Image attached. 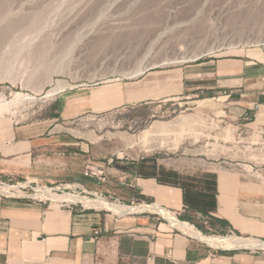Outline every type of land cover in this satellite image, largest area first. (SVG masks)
Here are the masks:
<instances>
[{"label": "rangeland", "instance_id": "obj_1", "mask_svg": "<svg viewBox=\"0 0 264 264\" xmlns=\"http://www.w3.org/2000/svg\"><path fill=\"white\" fill-rule=\"evenodd\" d=\"M8 1L11 15L3 20V11H0V109L3 110L0 111V144L10 138L17 126L30 121L33 115L49 105L50 99L57 92L133 77L126 74L131 68L137 64L143 66L161 58L175 56L172 51L177 44L182 46V52L188 54L189 58L198 52L202 53L195 60L186 58L182 62L172 61L148 68H169L223 54H236L242 50L264 52V0ZM130 2L132 7L128 4ZM216 6L221 7L220 14L215 12ZM22 10L24 12L19 13ZM35 14L39 16L36 21L38 25L36 22L32 25L30 20ZM21 17L28 19L23 21ZM10 18H20V22L16 27L6 30L4 21ZM102 18L105 21H101ZM208 18L211 20L208 21ZM9 22L12 25L13 21ZM209 45L211 48L207 49ZM54 87L60 89L46 95ZM16 93L20 95L14 99ZM253 106L245 109L236 96L204 91L176 101L115 108L100 114L86 113L57 125L56 130L66 131L83 143L85 151L79 145L76 154L70 152L75 161L72 169L78 170L79 175L84 174L79 171L89 173L91 169L97 170L96 166L104 168L115 165L122 168L145 159L147 167L155 163L162 170L167 169V180L172 182L197 186L212 182L213 185L222 171L264 182V125L257 118V106ZM183 114H192L201 120L195 124V138L183 135L182 139L181 131L176 129L164 136L166 146L148 150L139 144L127 146L121 136L115 135H137L155 120L170 121ZM207 149L210 151L205 152ZM18 182L22 180L15 177L0 178V184L13 185ZM60 182H26L25 186L4 194L42 202L45 199L32 195L39 191L37 188L41 185L50 187L70 184L72 187L64 191H79L74 179ZM85 183L94 186L95 182ZM46 202L56 203L53 200ZM75 205L82 207L80 203ZM160 220L164 221L161 217ZM189 224L205 235L242 236L236 232L209 230L192 222ZM252 250L264 251L262 248Z\"/></svg>", "mask_w": 264, "mask_h": 264}, {"label": "crops", "instance_id": "obj_2", "mask_svg": "<svg viewBox=\"0 0 264 264\" xmlns=\"http://www.w3.org/2000/svg\"><path fill=\"white\" fill-rule=\"evenodd\" d=\"M159 67L54 94L49 105L0 144V178L46 184L74 179L78 187L115 200L111 202L158 205L209 230L264 240L262 181L222 171L213 185L172 182L167 180V169L155 163L147 167L145 159L122 168L96 166L104 179L85 170L79 171L82 175L73 171L70 152L76 154L79 145L85 148L56 127L86 113L176 101L210 91L236 96L245 109L256 105L257 118L264 125V52L242 50ZM4 195L0 194V264H264V251L252 250L258 247L211 246L173 227L158 210L115 211L80 201L72 203L82 207L60 206Z\"/></svg>", "mask_w": 264, "mask_h": 264}, {"label": "bare ground", "instance_id": "obj_3", "mask_svg": "<svg viewBox=\"0 0 264 264\" xmlns=\"http://www.w3.org/2000/svg\"><path fill=\"white\" fill-rule=\"evenodd\" d=\"M12 1V0H11ZM26 1V0H25ZM51 2V0H49ZM54 1V0H53ZM124 1V0H123ZM136 1V0H135ZM246 1V0H245ZM8 0H0V11H3V20H6L7 17H9V14L11 15V9L9 8L8 5ZM28 2V1H27ZM40 2V1H39ZM65 2V1H64ZM125 2V1H124ZM252 2V1H251ZM26 3V2H25ZM24 3V4H25ZM44 3V2H43ZM106 3V2H105ZM243 3V2H242ZM248 3V2H247ZM27 4V3H26ZM38 4V3H37ZM61 4V3H60ZM81 4V3H80ZM113 4V3H112ZM131 6V2L128 3ZM161 4V3H159ZM254 4V3H253ZM262 3L258 4L261 5ZM11 5V4H10ZM105 5V4H104ZM107 5V4H106ZM126 5V4H125ZM155 5V3H154ZM218 5V4H217ZM225 5V4H224ZM31 6V5H28ZM75 6V5H74ZM118 6V5H117ZM127 6V5H126ZM125 6V7H126ZM129 6V7H130ZM219 6V5H218ZM221 6V5H220ZM226 6V5H225ZM11 7V6H10ZM21 7V6H20ZM26 7V6H25ZM37 7V6H36ZM43 7V5H42ZM73 7V6H72ZM107 7V6H106ZM132 7V6H131ZM135 7V6H134ZM133 7V8H134ZM217 7V6H216ZM223 7V6H222ZM249 7V6H248ZM254 7V6H252ZM76 8V7H75ZM100 8V7H99ZM121 8V6L119 7ZM22 9V7H21ZM36 9V8H35ZM43 9V8H42ZM88 9V8H87ZM86 9V10H87ZM97 9V8H96ZM220 9L221 7H217L215 8V12L217 14H220ZM262 9V8H260ZM37 10V9H36ZM67 10V9H66ZM82 10V9H81ZM89 10V9H88ZM19 11V10H18ZM17 11V13H18ZM39 11V10H38ZM37 11V13H38ZM69 11V10H68ZM67 11V12H68ZM195 11V10H194ZM213 11V10H212ZM227 11V10H226ZM22 12H24L23 10L19 13L22 14ZM32 12V11H31ZM40 12V11H39ZM42 12V11H41ZM46 12V11H45ZM199 12V11H198ZM196 12V13H198ZM15 13V12H13ZM12 13V14H13ZM28 13V12H27ZM72 13V12H71ZM74 13H78V12H74ZM195 13V14H196ZM204 13V12H203ZM1 14V13H0ZM16 14V13H15ZM24 14V13H23ZM50 14V12H49ZM47 14V16L49 15ZM82 15V13H80ZM93 14V13H92ZM19 15V14H18ZM43 15H45L44 11H43ZM75 15V14H74ZM201 15V14H200ZM42 16V15H40ZM68 16V15H67ZM76 16V15H75ZM84 16V15H83ZM82 16V17H83ZM89 16V15H88ZM99 16V15H98ZM216 16V15H215ZM1 17V16H0ZM22 17H24L22 15ZM21 17V18H22ZM38 14L33 15L32 17H30L31 19V23L38 25L37 18H38ZM100 17V16H99ZM192 17V16H191ZM208 17V16H207ZM261 17V16H260ZM26 18V17H25ZM24 18V19H25ZM20 19V18H19ZM19 19L18 20H13V19H9L7 20V22L4 21L5 25V29L8 30L7 28L9 27H16V25H19ZM23 19V18H22ZM21 19V22H22ZM23 19V21L25 20ZM40 19V18H39ZM38 19V20H39ZM50 19V18H49ZM76 19V18H75ZM104 18H102L101 21H105L103 20ZM111 19V18H109ZM202 19V18H201ZM205 19V18H204ZM2 20V19H1ZM0 20V22H1ZM30 20L28 23H30ZM47 20V19H46ZM69 20V19H68ZM84 21V19H82ZM188 20V19H187ZM211 20L208 18V21ZM9 21H13L12 25L11 22ZM40 21V20H39ZM66 21V20H65ZM70 21V20H69ZM95 21V20H94ZM185 21V20H184ZM202 21V20H201ZM36 22V23H35ZM72 21H70L71 23ZM124 22V21H123ZM196 22V21H194ZM213 22V21H212ZM25 23V22H23ZM27 23V21H26ZM46 23V22H45ZM100 23V22H98ZM197 23V22H196ZM202 23V22H201ZM204 23V22H203ZM236 23V22H235ZM3 24V22H2ZM22 24V23H20ZM256 24V23H255ZM3 25V26H4ZM15 25V26H14ZM24 25V24H22ZM31 25V24H30ZM35 25V26H37ZM80 25V24H79ZM111 25V24H110ZM124 25V23H123ZM203 25V24H202ZM206 25V24H205ZM228 25V24H226ZM262 25V24H261ZM28 26V25H27ZM33 26V28L35 27ZM75 26V25H74ZM77 26V25H76ZM85 26V25H84ZM97 26V25H96ZM117 26V25H116ZM204 26V25H203ZM207 26V25H206ZM212 26V25H211ZM231 26V25H230ZM239 26V25H238ZM252 26V25H251ZM260 26V25H259ZM24 27V26H23ZM30 27V26H29ZM28 27V28H29ZM32 27V26H31ZM42 27V26H40ZM78 27V26H77ZM109 27V26H108ZM111 27V26H110ZM119 27V25H118ZM121 27V26H120ZM27 28V29H28ZM76 28V27H75ZM101 28V27H100ZM113 29V27H111ZM176 28V27H175ZM174 28V29H175ZM180 28V27H178ZM16 29V28H15ZM14 29V30H15ZM32 29V28H30ZM77 30V29H76ZM114 30V29H113ZM2 31V30H1ZM16 31V30H15ZM21 31V30H20ZM23 31V29H22ZM208 31V29H207ZM3 32V31H2ZM14 32V31H13ZM17 32V31H16ZM180 32V31H179ZM196 32V31H195ZM202 32V29H201ZM211 32V31H210ZM6 33V32H3ZM3 33H1V35H3ZM108 33V32H107ZM113 33V31H112ZM111 33V35H112ZM181 33V32H180ZM68 34V31H67ZM114 34V33H113ZM183 34V33H182ZM206 33L204 32V35ZM208 34V33H207ZM46 35V34H45ZM74 35V34H72ZM209 35V34H208ZM207 38L211 35L208 36ZM264 35V34H263ZM163 36V35H162ZM46 37V36H45ZM99 37V36H98ZM102 37V36H101ZM167 37V36H166ZM197 37V36H196ZM203 37V36H202ZM206 37V36H205ZM97 38V37H96ZM118 38V37H117ZM207 38H205L204 40H206ZM261 38V37H260ZM99 39V38H98ZM194 39V38H193ZM193 39H191L189 42H191ZM90 40V39H89ZM96 40V39H95ZM162 40V39H161ZM263 40V39H262ZM91 41V40H90ZM184 41V40H183ZM209 41V40H208ZM79 42V41H78ZM99 42V41H98ZM167 42V41H166ZM176 42V41H175ZM164 43V42H163ZM174 43V42H173ZM172 43V44H173ZM212 44V43H211ZM159 45V44H158ZM46 46V45H45ZM139 46V45H137ZM174 46V44H173ZM178 46V47H177ZM177 46H174V50L172 52H174L175 56L172 57H166V58H161L157 61H153V62H149L148 64H144L143 66L141 65H135L133 68L130 69L129 72H127V75L130 76H136L141 74L146 68H148V66H157L159 64H164V63H168V62H182L187 60L186 58H188V60H195L202 52H198L192 56H188V54H185V52H182V46L179 47V44H177ZM62 47V46H61ZM162 47V46H161ZM166 47V46H165ZM214 46H212V51ZM216 47V46H215ZM68 48V47H67ZM169 48V47H168ZM207 49L211 48L210 45L208 47H206ZM46 49V48H45ZM206 50V49H205ZM42 51V50H41ZM45 51V50H44ZM42 51V52H44ZM130 57V56H129ZM133 57V56H132ZM131 58V57H130ZM39 59V58H38ZM132 59V58H131ZM40 61V60H39ZM45 61V60H44ZM133 61V59H132ZM141 63V62H140ZM39 64V63H38ZM50 70V69H49ZM47 71V70H46ZM45 73V72H44ZM46 75V74H45ZM44 75V76H45ZM49 75V74H48ZM38 82V81H36ZM40 82V81H39ZM38 85V84H37ZM67 86V84H65ZM61 86V85H60ZM62 87V86H61ZM55 89H50L48 90L46 95H50L52 94L54 91H56L59 87H54ZM65 88V87H64ZM60 89V88H59ZM57 92V91H56ZM20 94L16 93L14 96V99L18 98ZM13 99V100H14ZM17 101V100H16ZM20 102V100L18 101ZM17 102V103H18ZM16 103V102H14ZM2 106V105H1ZM1 108V107H0ZM1 111V109H0ZM3 111V110H2ZM1 111V112H2ZM0 112V114H1ZM199 121H201L200 119L198 120L196 118V116L192 115V114H186V115H178L177 117H175L174 119L170 120V121H159V120H155L154 122H152L147 128L143 129L139 134L137 135H124L123 133H116L115 135L121 136L122 139H124V141L126 142L127 146L133 145V144H139L142 147L149 149L155 148V147H164L165 145V135L169 134L170 132H172L173 130H180L181 134H182V139H183V135L185 137L189 136V137H194L197 132L194 130L195 128V124L198 123ZM199 130V129H196ZM230 130V129H229ZM228 130V132H229ZM232 131V130H231ZM230 131V133H231ZM229 134V133H227ZM112 136V135H109ZM165 136V137H164ZM188 137V138H189ZM195 138V137H194ZM208 145V144H207ZM215 147V146H214ZM210 149V148H209ZM210 150H206L205 152H209ZM216 152V151H215ZM221 154V153H220ZM26 182H18L17 184H0V192L6 193V192H10L13 189L20 188L25 186ZM74 185V184H73ZM76 186H80L79 184H76ZM72 187V185L70 184H64L63 187L60 186H46V185H41L38 186L37 189H39V191L32 193L33 196H38L42 199H51V200H55V201H66V202H76V201H80L82 202L84 205L87 206H95V207H105V208H110L113 209L115 211H123V210H141V209H150V210H158L162 215H164L170 222V224L173 227H176L180 230H182L183 232H186L192 236H195L196 238L208 243L211 246L214 247H218V248H241V247H258V248H264V240H257V239H252L251 237H244V236H238L236 234H232V235H205L203 234L200 230L196 229L195 227H193L192 225H190L187 222L181 221L179 220L175 215H173L172 213H170V211L168 212L167 210L165 211L164 209H162L161 207H159L158 205H147V204H141V205H135V206H128L127 204H121V203H117V202H111L109 200H107L105 197H103L102 195L97 194L96 196H92L90 197L89 195H80L77 192H70V191H64L68 188ZM34 187V191H35ZM22 192V191H21ZM26 196V195H25ZM94 197V198H93Z\"/></svg>", "mask_w": 264, "mask_h": 264}, {"label": "built area", "instance_id": "obj_4", "mask_svg": "<svg viewBox=\"0 0 264 264\" xmlns=\"http://www.w3.org/2000/svg\"><path fill=\"white\" fill-rule=\"evenodd\" d=\"M254 108V106L252 107ZM91 173H93L94 175L96 176H99L100 178L104 179V175H103V171L100 170V169H97V170H93L91 169L90 170ZM4 184V183H3ZM60 187H63L64 184H60L58 185ZM79 189V193L81 194H85V195H89V196H96L97 193L96 192H90V191H87L86 189L82 188V187H77ZM70 189V188H68ZM100 195V194H99ZM4 196H8V195H4ZM20 196V195H19ZM31 197V196H30ZM49 200V199H45V200H41L42 203H46L48 204L46 201ZM57 205H60V206H70V205H75V203H72V202H66V201H55Z\"/></svg>", "mask_w": 264, "mask_h": 264}, {"label": "trees", "instance_id": "obj_5", "mask_svg": "<svg viewBox=\"0 0 264 264\" xmlns=\"http://www.w3.org/2000/svg\"><path fill=\"white\" fill-rule=\"evenodd\" d=\"M217 222V221H216Z\"/></svg>", "mask_w": 264, "mask_h": 264}, {"label": "water", "instance_id": "obj_6", "mask_svg": "<svg viewBox=\"0 0 264 264\" xmlns=\"http://www.w3.org/2000/svg\"><path fill=\"white\" fill-rule=\"evenodd\" d=\"M233 249V248H232Z\"/></svg>", "mask_w": 264, "mask_h": 264}]
</instances>
